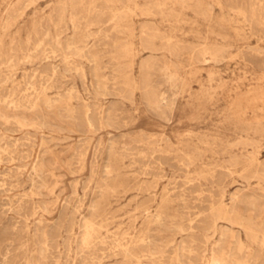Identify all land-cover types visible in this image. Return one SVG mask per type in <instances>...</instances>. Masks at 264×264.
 I'll return each mask as SVG.
<instances>
[{
    "label": "rangeland",
    "instance_id": "1",
    "mask_svg": "<svg viewBox=\"0 0 264 264\" xmlns=\"http://www.w3.org/2000/svg\"><path fill=\"white\" fill-rule=\"evenodd\" d=\"M228 1L95 0L90 12L80 17L72 12L80 0H0V114H16L30 124L5 126L0 119V144L11 146L13 151V157L4 156L0 162V264H97L100 260L99 264H264V248L256 246L258 243L239 225L252 216L264 230V177L255 173L257 164H264V18L260 17L264 11L257 0ZM114 10L119 13L112 22ZM55 21L66 27H54ZM28 38L29 48L34 49L27 58ZM45 49L55 53L44 55ZM47 63L59 69L46 91L54 102L53 110L46 113L41 102L30 111H14L11 103L22 98L30 83H38ZM9 75L14 78L10 80ZM155 91L157 95L165 93L167 100L160 103ZM84 109L91 113L92 127L82 122ZM158 157L162 160H156ZM213 201L224 202L228 215L223 218L214 212L216 218L212 216L209 209ZM91 225L93 229H88ZM84 235L89 238L84 240ZM64 238L70 242L62 241ZM131 238L137 246L133 244L132 254L125 256L118 244L130 243ZM101 240L106 241L101 245ZM67 251L71 252L67 255ZM258 253H262L261 260L255 262L253 256Z\"/></svg>",
    "mask_w": 264,
    "mask_h": 264
},
{
    "label": "bare ground",
    "instance_id": "2",
    "mask_svg": "<svg viewBox=\"0 0 264 264\" xmlns=\"http://www.w3.org/2000/svg\"><path fill=\"white\" fill-rule=\"evenodd\" d=\"M26 1V0H25ZM89 1V0H88ZM100 1V0H99ZM107 1H110V0H107ZM162 1V0H161ZM226 1V0H225ZM228 1V0H227ZM241 1V0H240ZM248 1H250V0H248ZM247 1V2H248ZM252 1V0H251ZM250 1V2H251ZM254 1V0H253ZM262 1H264V0H257L255 3L256 4H259V7L262 9V11H264V2H262ZM74 2V1H73ZM95 2V0H91L90 2H88V3H85L84 1H82V0H80V4H79V6H78V8L76 9V10H74V8H73V11L72 12H74L75 13V11L77 12V14L78 15H80V17H83L84 15H86V14H88L89 12H90V10H91V6L93 5V3ZM118 2V1H117ZM116 2V3H117ZM175 2V1H174ZM182 2V1H181ZM229 2V1H228ZM231 2V1H230ZM239 2V1H238ZM242 2V1H241ZM245 2V1H244ZM25 3V2H24ZM159 3V2H158ZM234 3V2H233ZM236 3H237V0H236ZM240 3V2H239ZM253 3V2H252ZM101 4V3H100ZM199 4V3H198ZM228 4V3H227ZM232 4V3H231ZM248 4H249V2H248ZM98 5V4H97ZM104 5H107V4H104ZM146 5H148V4H146ZM236 5H238V4H236ZM244 5V4H243ZM246 5V4H245ZM23 6V5H22ZM55 6H58V5H55ZM61 6V5H60ZM99 6V5H98ZM101 6V5H100ZM112 6H114V5H112ZM181 6H183V5H181ZM228 6H230V5H228ZM248 6V5H247ZM246 6V7H247ZM253 6V5H252ZM255 6V5H254ZM103 7V6H102ZM101 7V8H102ZM105 7V6H104ZM107 7V6H106ZM105 7V8H106ZM148 7V6H147ZM152 7V6H151ZM241 7H242V4H241ZM240 7V8H241ZM258 7V6H257ZM57 8V7H56ZM59 8V7H58ZM94 8H95V6H94ZM150 8V7H149ZM238 8V7H237ZM248 8V7H247ZM20 9V8H19ZM64 9H66V8H64ZM93 9V8H92ZM107 9V8H106ZM109 9V8H108ZM251 9H252V7H251ZM18 10V9H17ZM59 10H60V8H59ZM120 10V9H119ZM145 10H146V7H145ZM147 10H148V8H147ZM149 10H151V8L149 9ZM197 10V9H196ZM245 10H247V9H245ZM256 10V9H255ZM115 11V10H114ZM131 11V10H130ZM198 11H199V9H198ZM253 11V10H252ZM257 11H260L261 12V10H257ZM57 12V11H56ZM60 12V11H59ZM93 12V11H92ZM92 12L90 13V14H92ZM97 11H95V13H96ZM109 12H112V11H109ZM127 12H128V10H127ZM148 12V11H147ZM249 13L248 14H250V11H248ZM10 13V12H9ZM58 13V12H57ZM62 13V12H61ZM117 13H119V12H117V11H115L113 14L111 13L110 15H112V16H110L111 17V19H112V22H113V20L116 18V16H117ZM132 13V12H131ZM239 13H240V11H239ZM259 12H257V14H258ZM13 14V13H12ZM51 14H53L52 12H51ZM56 14V13H55ZM59 14V13H58ZM107 14H108V12H107ZM121 14H124V13H121ZM254 14H255V11H254ZM261 14V13H260ZM14 15V14H13ZM98 15V14H97ZM109 15V14H108ZM132 15V14H131ZM51 16V15H50ZM56 16V15H55ZM70 16V15H69ZM121 16V15H120ZM60 17H61V15H60ZM79 17V18H80ZM86 17V16H85ZM90 17V16H89ZM88 17V18H89ZM95 17V16H94ZM102 17H103V15H102ZM208 17V16H207ZM247 17V16H246ZM250 17H252V15L250 16ZM261 18H264V15H262V16H260ZM7 18V17H6ZM8 18H10V17H8ZM93 18V17H92ZM95 18H97V17H95ZM99 18V17H98ZM100 18H101V16H100ZM55 19H56V17H55ZM81 19H83V18H81ZM91 19V18H90ZM107 19H109V18H107ZM120 19H121V17H120ZM248 19V18H247ZM257 19H260V18H257ZM58 20V19H57ZM78 20V19H77ZM97 20V19H96ZM101 20V19H100ZM116 20H118V19H116ZM251 20V19H250ZM261 20V19H260ZM59 21V20H58ZM102 21H103V19H102ZM107 21V20H106ZM252 21V20H251ZM256 21V20H255ZM262 22H264V20H261ZM73 22V21H72ZM261 22V23H262ZM5 23V22H4ZM49 23V22H48ZM78 23H80V22H78ZM87 23V22H86ZM110 23H111V21H110ZM260 23V22H259ZM60 24V25H59ZM92 24V23H91ZM146 24V23H145ZM43 25V24H42ZM251 25V24H250ZM261 25V24H260ZM260 25H259V27H260ZM49 26V25H48ZM77 26V25H76ZM84 26V25H83ZM110 26V25H109ZM146 26V25H145ZM256 26V25H255ZM258 26V25H257ZM54 27H56V28H58V27H60V28H65L66 26L64 25V24H62V23H56V21L54 22ZM75 27V26H74ZM104 27V26H103ZM105 27H107V26H105ZM262 28H264V27H262ZM2 29V28H1ZM59 29V28H58ZM55 30V29H54ZM103 30V29H102ZM108 30V29H107ZM78 31V30H77ZM148 32V31H147ZM58 33H59V31H58ZM98 35V34H97ZM110 35V34H109ZM148 37V36H147ZM262 37H264V36H262ZM52 38V37H51ZM101 39H103V38H101ZM58 40V39H57ZM26 41V40H25ZM31 39L30 38H28L27 39V45H26V51H28L27 53L28 54H25L24 53V56L25 57H30L31 56V51L34 49L33 47H31V48H29L30 47V45H31ZM57 42H59V41H57ZM50 43V42H49ZM67 43V42H66ZM68 44V43H67ZM56 45V44H55ZM151 45H152V43H151ZM202 45V44H201ZM14 46V45H13ZM68 46V45H67ZM83 47V46H82ZM81 47V48H82ZM169 47V46H168ZM217 47V46H216ZM215 47V48H216ZM35 48H38V46L37 47H35ZM54 48V47H53ZM65 48H66V46H65ZM196 48V47H195ZM225 48V47H224ZM48 49H50V48H48ZM48 49H45L44 50V55L46 54V52H47V50ZM59 48H57V50H58ZM194 49V48H193ZM219 49H220V51H221V48L219 47ZM223 49V48H222ZM56 50V51H57ZM69 50V49H68ZM71 50V49H70ZM190 50H192V49H190ZM197 50H199V49H197ZM25 51V50H24ZM61 51H62V49H61ZM88 51V50H87ZM162 51H164V50H162ZM58 52V51H57ZM76 52V51H75ZM197 52V51H196ZM260 52V51H259ZM15 53V52H14ZM48 53H55V51L53 50V49H51V50H49L48 52H47V54ZM60 53V52H59ZM170 53V52H169ZM215 53H217V52H215ZM12 54H13V52H12ZM224 54V53H223ZM258 54V53H257ZM14 55V54H13ZM44 55H42L43 57H44ZM58 55V54H57ZM61 55V53L59 54V56ZM79 55H81V54H78L77 56H79ZM198 55V54H197ZM201 55V54H200ZM2 55H1V53H0V57H1ZM48 56V55H47ZM63 56V55H62ZM76 56V57H77ZM152 55H150L149 56V58H152L151 57ZM224 56V55H223ZM68 57V56H67ZM72 57V56H71ZM75 57V56H74ZM209 57V56H208ZM216 57V56H215ZM218 57V56H217ZM65 58V57H64ZM69 58V57H68ZM42 59V58H41ZM215 59V58H214ZM217 59V58H216ZM17 60V56H16V59H15V61ZM42 60H44V59H42ZM212 60V59H211ZM66 61V60H65ZM74 61V60H73ZM93 61V60H92ZM95 61V60H94ZM29 62V61H28ZM27 62V63H28ZM33 62V61H32ZM36 62V61H35ZM34 62V63H35ZM42 62V61H41ZM63 62V64H64V60L62 61ZM68 62V61H67ZM171 62V61H170ZM141 63V62H140ZM139 63V64H140ZM16 64V63H15ZM33 64V63H32ZM72 64H73V62H72ZM75 64V63H74ZM156 64V63H155ZM154 64V65H155ZM13 65V64H12ZM47 65L48 66H44V67H46L45 69H44V73L45 74H40V78H39V80H38V83H37V81H35V82H32V83H30V85H29V87H27V88H25V90H24V92H23V96H22V98L19 100L18 99V102H16V103H11L12 104V108H13V110L14 111H17L18 109H23V110H28V111H30V110H32V109H34L35 107H37L41 102H42V104H43V107H44V110H45V112L46 113H49V112H51L52 110H53V108H54V106H53V103L54 102H52V100H51V98H49L48 97V95L46 94V91H47V89H49V87H50V83L48 82V81H54L53 79L55 78V75H56V73H57V71L59 70L58 68V70L56 71V69H55V67L53 66L52 67V65H51V63H47ZM51 65V66H50ZM67 65V64H66ZM65 65V66H66ZM70 65V64H69ZM97 65V64H96ZM77 66V65H76ZM44 67H42V68H44ZM69 67V66H68ZM68 67H66L67 68V71H68ZM75 67V66H74ZM93 67V66H92ZM114 67V66H113ZM72 68V67H71ZM102 68V67H101ZM142 68V67H141ZM65 69V68H64ZM79 69V68H78ZM80 69H81V67H80ZM99 69V68H98ZM73 70V69H72ZM75 70H77V69H75ZM151 70V69H150ZM5 71V70H4ZM10 71H12V70H10ZM32 71V69H30V71L29 72H31ZM42 71V70H41ZM66 71V70H65ZM83 71V70H82ZM142 71H143V69H142ZM142 71H141V73H142ZM149 71V70H148ZM69 72V71H68ZM59 73V72H58ZM57 73V74H58ZM81 73V72H80ZM84 73V72H83ZM97 73V72H96ZM149 73V72H148ZM14 74V73H13ZM12 74V75H13ZM15 74H17V73H15ZM14 74V75H15ZM32 74V73H31ZM36 74V73H35ZM94 74V73H93ZM113 74V73H112ZM3 75V74H2ZM6 75H8V73L6 74ZM12 75H9V77L8 78H10V80H12L14 77L12 76ZM38 75V74H37ZM85 75V74H84ZM26 76V75H25ZM24 76V77H25ZM97 76V75H96ZM4 77V76H3ZM37 77V76H36ZM98 77V76H97ZM107 77V76H106ZM115 77V76H114ZM86 78V77H85ZM111 78V77H110ZM149 78V77H148ZM24 79H28V78H24ZM59 79V78H58ZM94 79V78H93ZM180 79V78H179ZM2 80V79H1ZM34 80V79H33ZM36 80V79H35ZM97 81H98V79H96ZM103 79H101V81H102ZM146 80H148V79H146ZM151 80V79H150ZM3 81H4V79H3ZM96 81V82H97ZM141 81H142V79H141ZM149 81V80H148ZM2 82V81H1ZM26 82V81H25ZM151 82V81H150ZM27 83V82H26ZM49 83V84H48ZM105 83V82H104ZM47 84V85H46ZM58 84V83H57ZM98 84V83H97ZM148 84V83H147ZM19 85V84H18ZM23 85V84H22ZM27 85H28V83H27ZM64 85V84H63ZM100 85V84H99ZM98 85V86H99ZM152 85V84H151ZM14 86V85H13ZM53 86V85H52ZM98 86H97V88H98ZM102 86V85H101ZM8 87V86H7ZM19 87H20V85H19ZM22 87V86H21ZM20 87V88H21ZM64 87V86H63ZM90 87H92V86H90ZM100 87V86H99ZM114 87V86H113ZM1 88V87H0ZM12 88V87H11ZM57 88V87H56ZM101 88V87H100ZM99 88V89H100ZM151 88V90H152V87H150ZM7 89V88H6ZM86 89V88H85ZM111 89V88H110ZM4 90V89H3ZM2 90V91H3ZM14 90V89H13ZM54 90V89H53ZM57 90V89H56ZM60 90H61V88H60ZM102 90V89H101ZM106 90H107V88H106ZM149 89H147V91H148ZM153 90H154V88H153ZM156 90V89H155ZM1 91V90H0ZM20 91V90H19ZM109 91V90H108ZM143 91V90H142ZM4 92V91H3ZM3 92H1V93H3ZM7 92H8V89H7ZM10 92H12V91H10ZM74 92V91H73ZM72 92V93H73ZM76 92V91H75ZM111 92V91H110ZM113 92V91H112ZM145 92V91H144ZM156 92L157 91H155V94H156ZM13 93V92H12ZM15 93V92H14ZM114 93V92H113ZM146 93V92H145ZM8 95H11V94H9V93H7ZM58 94V93H57ZM69 94V93H68ZM76 94V93H75ZM94 94H96V92L94 93ZM2 95V94H1ZM4 95V94H3ZM20 95H22V94H20ZM63 95V94H62ZM61 95V96H62ZM79 95V94H78ZM96 95H100V94H96ZM102 95V94H101ZM111 95V94H110ZM115 95V94H114ZM157 95V94H156ZM5 96H6V94H5ZM59 96H60V94H59ZM67 96V95H66ZM75 96V95H74ZM109 96V95H108ZM11 97V96H10ZM20 97V96H19ZM80 97V96H79ZM82 97V96H81ZM117 97V96H116ZM119 97V96H118ZM157 98H158V100H159V102L160 103H163V102H165L166 100H167V97L165 96V93L163 94V93H161V94H158L157 96H156ZM2 98V97H1ZM0 98V99H1ZM76 98V97H75ZM8 99V98H7ZM172 99V98H171ZM6 100V99H5ZM53 100H54V98H53ZM144 100V99H143ZM71 101V100H70ZM70 101H68V102H70ZM76 101V100H75ZM82 101V100H81ZM145 101V100H144ZM151 101V100H150ZM170 101V100H169ZM1 102V101H0ZM2 102H3V100H2ZM8 102H9V100H8ZM78 103V102H77ZM146 103H147V101H146ZM145 103V104H146ZM9 104V103H8ZM158 104V103H157ZM84 105V104H83ZM146 105H148V104H146ZM162 105V104H161ZM86 106V105H85ZM84 106V107H85ZM110 106V105H109ZM149 106H150V104H149ZM4 107H5V104H4ZM81 106H79V108H80ZM83 107V108H84ZM93 107H95V106H93ZM97 107V106H96ZM150 107H152V106H150ZM150 107H148V108H150ZM157 107V106H156ZM164 107H165V105H164ZM7 108H10V106H8ZM82 108V107H81ZM82 108V109H83ZM152 108H155V106H153ZM152 108H150V110L152 109ZM160 108V107H159ZM96 108H94L93 110H95ZM113 109V108H112ZM163 109V108H162ZM161 108H160V110L161 111H163ZM26 110H25V112H26ZM81 110V109H80ZM85 110V111H84ZM84 110H82V114H83V118H82V122L85 124V125H87V126H89V127H92L93 126V118H92V116H91V113L89 112V109H84ZM91 110V109H90ZM107 110V109H106ZM155 110V109H154ZM261 110V109H260ZM61 111H64V110H61ZM77 112V111H76ZM110 112V111H109ZM157 112V111H156ZM63 113V112H62ZM80 113V112H79ZM99 113V112H98ZM100 113H102V112H100ZM120 113V112H119ZM163 113V112H162ZM65 114H67L66 112H65ZM97 114V113H96ZM155 114V113H154ZM67 115H69V113L67 114ZM108 115H110V113L108 114ZM106 116V115H105ZM123 116V115H122ZM122 116H121V118H122ZM157 116V115H156ZM107 117V116H106ZM110 117V116H109ZM70 118V117H69ZM71 118H73V116L71 117ZM105 118V117H104ZM112 118V117H111ZM110 118V119H111ZM168 118V117H167ZM261 118V117H260ZM0 119H2V121H3V124L5 123V126H6V124L8 125L9 124V126L11 125V124H14V125H16L17 127H20V128H22V127H25V126H27V125H30V124H26V120H25V117H23V118H21V117H18L16 114L15 115H9V114H0ZM102 119V118H101ZM255 119H258V118H255ZM106 120H108V119H106ZM117 120V119H116ZM120 120V119H119ZM262 120V119H261ZM2 121H0V122H2ZM257 121H259V120H257ZM108 122V121H107ZM109 122H110V120H109ZM112 123V122H111ZM110 123V125H112ZM118 125V124H117ZM41 126H43V124L41 125ZM15 127V126H14ZM119 127V126H118ZM13 128V127H12ZM120 129V128H119ZM4 130V129H3ZM11 130V129H10ZM15 130H17L16 128H15ZM8 131H9V127H8ZM13 131V130H12ZM81 131V130H80ZM79 131V132H80ZM11 132V131H10ZM14 132V131H13ZM18 132H20V131H18ZM83 132V131H82ZM0 133H1V131H0ZM25 134H27V133H25ZM41 135V134H40ZM23 136V135H22ZM25 136V135H24ZM27 136V135H26ZM36 136V135H35ZM9 137V136H8ZM113 137V136H112ZM21 139V138H20ZM26 139V138H25ZM28 139H30V138H28ZM85 139V138H84ZM10 140V139H9ZM8 140V141H9ZM32 140H34V139H32ZM137 140V139H136ZM4 141V140H3ZM2 142V141H1ZM16 142V141H15ZM27 142V141H26ZM33 142V141H32ZM34 142H35V140H34ZM129 142V141H128ZM19 143H21V141H19ZM160 143V142H159ZM24 144V143H23ZM28 144H29V142H28ZM27 144V145H28ZM245 144V143H244ZM9 145H10V143H9ZM16 144H14V146H15ZM19 145V144H18ZM27 145H25V146H27ZM35 145V144H34ZM41 145V144H40ZM158 145V144H157ZM21 146H23V145H21ZM20 146V147H21ZM81 146V145H80ZM11 147V146H10ZM8 145H4V144H0V162H1V160H3V158H4V156H9V157H13V151L11 150V148H10ZM130 147V146H129ZM15 148V147H14ZM149 148V147H148ZM112 149V148H111ZM154 149V148H153ZM31 150V149H30ZM33 150V149H32ZM31 150V151H32ZM152 150V149H151ZM156 150H158V149H156ZM87 151V150H86ZM112 151L114 152V150L112 149ZM148 151H150V150H148ZM159 151H160V149H159ZM44 152V151H43ZM151 152V151H150ZM45 153H46V151H45ZM79 153V152H78ZM78 153H76V154H78ZM97 153V152H96ZM112 153V152H111ZM25 154V153H24ZM154 154V153H153ZM168 154H169V152H168ZM247 154H249V153H247ZM84 155V154H83ZM114 155H116V154H114ZM121 155V154H120ZM124 155V154H123ZM157 155V154H156ZM161 155V154H160ZM159 155V156H160ZM163 155V154H162ZM171 155H172V153H171ZM185 155V154H184ZM74 156V155H73ZM170 156V155H169ZM240 156H241V154H240ZM239 156V157H240ZM43 157V156H42ZM77 157V156H76ZM152 157V156H151ZM153 157H154V155H153ZM165 157H166V155H165ZM164 157V158H165ZM172 157V156H171ZM181 157V156H180ZM25 158V157H24ZM74 158V157H73ZM160 157H158V158H156V160L157 159H159ZM162 158V157H161ZM160 158V159H161ZM249 158V157H248ZM7 159H9L8 157H7ZM20 159H22V158H20ZM25 159H28V158H25ZM43 159V158H42ZM59 159V158H58ZM159 159V160H160ZM179 159H181V158H179ZM182 159H185V158H183L182 157ZM236 159V158H235ZM10 160V159H9ZM11 160H12V158H11ZM60 160V159H59ZM151 161H152V159H150ZM154 160V159H153ZM162 160V159H161ZM165 160V159H164ZM168 160V159H167ZM234 160V159H233ZM15 161V160H14ZM23 162H25L24 160H22ZM147 161H149L148 159H147ZM181 161V160H180ZM190 161V160H189ZM231 161V160H230ZM237 161V160H236ZM238 161H239V159H238ZM9 162V161H8ZM13 162V161H12ZM157 162V161H156ZM155 162V163H156ZM163 162V161H162ZM166 162V161H165ZM186 162V161H185ZM13 163H16V162H13ZM17 163H20V162H17ZM16 163V164H17ZM149 163V162H148ZM152 163V162H151ZM160 163V162H159ZM180 163V162H179ZM158 164V163H157ZM230 164V163H229ZM110 165V164H109ZM187 165V164H186ZM189 165V164H188ZM231 165V164H230ZM23 166V165H22ZM108 166V165H107ZM155 166V165H154ZM162 166V165H161ZM182 166V165H181ZM190 166V165H189ZM192 166V165H191ZM236 166V165H235ZM234 166V167H235ZM21 167V166H20ZM135 167V166H134ZM132 168V167H131ZM148 168V167H147ZM154 168V167H153ZM17 169V168H16ZM32 169V168H31ZM96 169V168H95ZM208 169V168H207ZM15 170V169H14ZM19 170V169H18ZM144 170V169H143ZM148 170V169H147ZM188 170V169H187ZM233 170V169H232ZM256 170H257V172L255 171V173H258L260 176H262V177H264V164H257V166H256ZM24 171V170H23ZM26 171V170H25ZM41 171V170H40ZM144 171H146V170H144ZM149 171H151V170H149ZM152 171H153V169H152ZM160 171V170H159ZM214 171V170H213ZM15 172V171H14ZM19 172V171H18ZM109 172H112L111 170L109 171ZM108 172V173H109ZM148 172V171H147ZM156 172H158V171H156ZM228 172V171H227ZM246 172V171H245ZM11 173V172H10ZM71 173V172H70ZM115 173V172H114ZM146 173V172H145ZM150 173V172H149ZM161 173V172H160ZM164 173V172H163ZM15 174H16V172H15ZM148 174V173H147ZM155 174V173H154ZM201 174V173H200ZM209 174V173H208ZM207 174V175H208ZM250 175H251V173H249ZM144 175V174H143ZM159 175V174H158ZM204 175V174H203ZM243 175H244V173H243ZM256 175V174H255ZM22 176V175H21ZM155 176H157V175H155ZM162 176V175H161ZM161 176H159L160 178H161ZM164 176V175H163ZM206 176V175H205ZM258 176V175H257ZM256 176V177H257ZM15 177H17V176H15ZM29 177V176H28ZM147 177V176H146ZM202 177H204V176H202ZM251 177H254V176H252L251 175ZM4 178V177H3ZM30 178V177H29ZM117 178V177H116ZM159 178V179H160ZM192 178V177H191ZM220 178V177H219ZM258 178H259V176H258ZM157 179V178H156ZM158 179V180H159ZM194 179V178H193ZM196 179V178H195ZM221 179V178H220ZM155 180V179H154ZM174 180V179H173ZM188 180V179H187ZM260 180V179H259ZM160 181V180H159ZM261 181V180H260ZM152 182V181H151ZM150 182V183H151ZM158 182V181H157ZM220 182V181H219ZM222 182V181H221ZM246 182H247V180H246ZM262 182H264V181H262ZM160 183V182H159ZM179 183V182H178ZM198 183V182H197ZM218 182H216V184H217ZM147 184V183H146ZM214 184V183H213ZM15 185V184H14ZM103 185V184H102ZM106 185V184H105ZM108 185V184H107ZM110 185V184H109ZM162 185V184H161ZM193 186H194V184H192ZM191 185V187H189V188H193V186ZM218 185H219V183H218ZM30 186H32V185H30ZM40 186V185H39ZM101 186V185H100ZM112 186H114V184H112ZM140 186V185H139ZM6 187V186H5ZM101 187H103V186H101ZM146 187V186H145ZM195 187V186H194ZM109 188V187H108ZM132 188H134V187H132ZM157 188H160V187H157ZM167 188V187H166ZM170 188V187H169ZM178 188V187H177ZM218 188V187H217ZM38 189H40V188H38ZM103 189V188H102ZM107 189V188H106ZM110 189V188H109ZM168 189V188H167ZM221 188H219V190H220ZM224 189V188H223ZM138 190V189H137ZM158 190V189H157ZM156 190V191H157ZM160 190V189H159ZM171 190V189H170ZM195 190V189H194ZM5 191V190H4ZM31 191V190H30ZM39 191V190H38ZM107 191V190H106ZM110 191V190H109ZM108 191V192H109ZM136 191V190H135ZM177 191V190H176ZM240 191V190H239ZM40 192V191H39ZM104 192V191H103ZM103 192H102V195H103ZM111 192H114V191H111ZM148 192V191H147ZM150 192V191H149ZM158 192V191H157ZM196 192V191H195ZM221 192H223V191H221L220 190V193ZM31 193V192H30ZM29 193V194H30ZM74 193H75V191H74ZM101 193V192H100ZM171 193V192H170ZM214 193V192H213ZM33 194V193H32ZM107 194V193H106ZM105 194V195H106ZM158 194V193H157ZM174 194V193H173ZM177 194V193H176ZM204 194V193H203ZM26 195V194H25ZM86 195V194H85ZM104 195V196H105ZM172 195V194H171ZM179 195V194H178ZM181 195V194H180ZM197 195V194H196ZM219 194H217V196H218ZM233 195V194H232ZM241 195V194H240ZM17 196V195H16ZM20 196H21V194H20ZM24 196V195H23ZM44 196V195H43ZM107 196V195H106ZM158 196V195H157ZM169 197H170V194L168 195ZM192 196V195H191ZM213 196V195H212ZM221 196V195H220ZM27 197V196H26ZM46 197V196H45ZM48 197V196H47ZM71 197V196H70ZM160 197V196H159ZM172 197V196H171ZM175 197V196H174ZM232 197V196H231ZM238 197H239V194H238ZM241 197V196H240ZM243 197V196H242ZM13 198V197H12ZM25 198V197H24ZM23 198V199H24ZM68 198V197H67ZM166 198V197H165ZM168 198V197H167ZM179 198H180V196H179ZM245 198H247V197H245ZM244 198V199H245ZM26 199V198H25ZM84 199V198H83ZM182 199H184V198H182ZM181 199V200H182ZM190 199V198H189ZM220 199V198H219ZM232 199V198H231ZM254 198H252L251 200H253ZM12 200V199H11ZM175 200V199H174ZM217 200V199H216ZM221 200V199H220ZM235 200V199H234ZM250 200V199H249ZM28 201V200H27ZM30 201H32V199L30 200ZM42 201V200H41ZM53 201V200H52ZM170 201V200H169ZM173 201V200H172ZM171 201V202H172ZM176 201V200H175ZM179 201V200H178ZM236 201H237V199H236ZM241 201V200H240ZM243 202H245V201H247V200H242ZM254 202L255 201H257V200H253ZM8 202V201H7ZM12 202V201H11ZM15 202V201H14ZM19 202H21L20 200H19ZM37 202V201H36ZM154 202H156V198H155V201ZM170 202V203H171ZM174 202V201H173ZM185 202V201H184ZM214 202V201H213ZM232 202H233V200H232ZM10 203V202H9ZM13 203V202H12ZM32 203V202H31ZM83 203V202H82ZM234 203V202H233ZM238 203V202H237ZM247 203V202H246ZM248 203H249V201H248ZM22 204V203H21ZM43 204V203H42ZM96 204V203H95ZM95 204H93V205H95ZM185 204V203H184ZM207 204V203H206ZM241 204V203H240ZM245 204V203H244ZM252 204V203H251ZM18 205H19V203H18ZM44 205V204H43ZM46 205V204H45ZM154 205V204H153ZM233 205V204H232ZM246 205H248V204H246ZM254 205V204H253ZM3 206V205H2ZM36 206H37V204H36ZM80 206H82V204L80 205ZM97 206V205H96ZM6 207V206H5ZM14 207V206H13ZM17 207V206H16ZM19 207L20 206H18V209H19ZM31 207V206H30ZM29 207V208H30ZM43 207V206H42ZM45 207V206H44ZM149 207V206H148ZM148 207H146V209H148ZM233 206H231V208H232ZM251 207H253V206H251ZM255 207V206H254ZM7 208H9L8 206H7ZM11 208V207H10ZM15 208V207H14ZM24 208V207H23ZM27 208V207H26ZM26 208H24V209H26ZM33 207H31V209H32ZM74 208V207H73ZM90 208H92V207H90ZM136 208V207H135ZM201 208V207H200ZM199 208V209H200ZM207 208V207H206ZM208 208H209V206H208ZM230 208V209H231ZM234 208V207H233ZM232 208V209H233ZM6 209V208H5ZM11 209H13V208H11ZM17 209V210H18ZM22 209V208H21ZM31 209H29V211L31 210ZM45 209V208H44ZM56 209H57V207H56ZM55 209V210H56ZM95 209H98L99 210V208H95ZM145 208L144 209H142V211H144V210H146ZM202 209V208H201ZM200 209V210H201ZM28 210V209H27ZM33 210V209H32ZM74 210H76V209H74ZM81 210V209H80ZM92 210H94V209H92ZM2 211H4V209L2 210ZM20 211V210H19ZM28 211V212H29ZM46 211V210H45ZM72 211V210H71ZM104 211V210H103ZM155 211H156V209H155ZM158 211V210H157ZM203 211V210H202ZM209 211L211 212V215L212 216H214V212H216L219 216H223V218H224V216H226V215H228V208H227V205L224 203V202H222V201H220L219 203H212L211 205H210V209H209ZM208 211V212H209ZM6 212V211H5ZM10 213H11V211H9ZM13 212V211H12ZM16 212V211H15ZM14 212V213H15ZM34 212V211H33ZM32 212V213H33ZM50 212V211H49ZM48 212V213H49ZM100 212V211H99ZM102 212V211H101ZM148 212V211H147ZM146 212V213H147ZM162 212V211H161ZM176 212V211H175ZM232 212H233V210H232ZM232 212H230V213H232ZM7 213V212H6ZM17 213V212H16ZM23 213V212H22ZM25 213V212H24ZM23 213V214H24ZM31 213V212H30ZM55 213V212H54ZM96 213V212H95ZM95 213H93L92 215H94ZM145 213V212H144ZM146 213H145V215H146ZM149 213V212H148ZM163 213H165V212H163ZM207 213V212H206ZM8 214V213H7ZM13 214V213H12ZM33 214H35V212L33 213ZM43 214V213H42ZM47 214V213H46ZM70 214V213H69ZM89 214V213H88ZM91 214V213H90ZM203 214H205V212L203 213ZM2 215V214H1ZM4 215V214H3ZM27 215V214H26ZM96 215V214H95ZM144 215V216H145ZM200 215V214H199ZM199 215H196V217L197 216H199ZM5 216V215H4ZM17 216V215H16ZM31 216V215H30ZM52 216V215H51ZM72 216V215H71ZM75 216V215H74ZM90 216V215H89ZM98 216V215H97ZM102 216H104V215H102ZM156 216V215H155ZM189 216H190V214H189ZM236 216H237V214H236ZM6 217V216H5ZM13 217V216H12ZM28 217V216H27ZM61 217H63L62 215H61ZM70 217V216H69ZM73 217V216H72ZM88 217V216H87ZM171 217V216H170ZM202 217V216H201ZM215 217V216H214ZM229 217V216H228ZM9 218V217H8ZM11 218V217H10ZM58 218H60V217H58ZM74 218V217H73ZM90 218V217H89ZM92 218V217H91ZM90 218V219H91ZM98 218V217H97ZM103 218V217H102ZM124 218V217H123ZM206 218H207V216H206ZM216 218V217H215ZM236 218H238V216L236 217ZM240 218V217H239ZM239 218H238V220H239ZM32 219V218H31ZM71 219V218H70ZM69 219V220H70ZM135 219V218H134ZM154 219V218H153ZM152 219V220H153ZM165 219H167V218H165ZM198 219V218H197ZM199 219H201V218H199ZM205 219V218H204ZM241 220H242V218H240ZM11 220H13V219H11ZM26 220V219H25ZM56 220H58V219H56ZM56 220H54V221H56ZM72 220V219H71ZM74 220V219H73ZM83 220H86L85 218H83L82 219V222H83ZM93 220H95V219H93ZM102 220V219H101ZM219 220V219H218ZM232 220V219H231ZM234 220V219H233ZM6 221H7V219H6ZM5 221V222H6ZM10 221V220H9ZM8 221V222H9ZM14 222L16 221V220H13ZM18 221V220H17ZM22 221V220H21ZM30 221V220H29ZM42 221V220H41ZM53 221V222H54ZM87 221H89V220H87ZM87 221H84V223L85 222H87ZM103 221V220H102ZM196 221V220H195ZM199 221V220H198ZM210 221V220H209ZM216 221V220H215ZM214 221V222H215ZM235 221V220H234ZM57 222V221H56ZM73 222V221H72ZM90 222V221H89ZM88 222V223H89ZM188 222H190V221H188ZM192 222V221H191ZM204 222V221H203ZM212 222V221H211ZM210 222V223H211ZM231 222V221H230ZM256 221H255V218L254 217H252V216H250L248 219L247 218H245V220H243L242 222H239V225L241 226V227H243V229L245 230V233H246V235L251 239V240H253V241H255V242H257L258 243V245L257 244H255L256 246H259L261 249L262 248H264V230H260V228L258 227V225L255 223ZM4 223V222H3ZM23 223V222H22ZM58 223V222H57ZM67 223V222H66ZM70 223V222H69ZM69 223L67 224V225H69ZM97 223V222H96ZM99 223V222H98ZM102 223V222H101ZM101 223H99V224H101ZM159 223V222H158ZM158 223H156V224H158ZM161 223V222H160ZM199 224H200V222H198ZM262 223V222H261ZM12 224V223H11ZM71 224V223H70ZM94 224V223H93ZM105 224V223H104ZM170 224V223H169ZM175 224V223H174ZM193 224V223H192ZM203 224H205V223H203ZM2 225V224H1ZM8 224H6V226H7ZM23 225V224H22ZM26 225V224H25ZM53 225V224H52ZM96 225V224H95ZM94 225V226H95ZM162 225V224H161ZM179 225V224H178ZM182 225V224H181ZM181 225H179L180 227H181ZM195 225V224H194ZM198 225V224H197ZM206 225V224H205ZM212 225H213V222H212ZM215 225V224H214ZM14 226V225H13ZM72 226V225H71ZM82 227H83V225H81ZM88 226V225H87ZM87 226H86V228H87ZM92 226V225H91ZM163 226V225H162ZM166 226H168V225H166ZM169 226H171V225H169ZM201 226H202V224H201ZM200 226V227H201ZM262 226H264V225H262ZM5 226H3L2 225V228H4ZM9 227H11V226H9ZM18 227V226H17ZM22 227V226H21ZM25 227V226H24ZM43 227V226H42ZM50 227H52V226H50ZM57 227H58V225H57ZM84 227H85V224H84ZM98 227H100V226H98ZM120 227V226H119ZM209 227V226H208ZM207 227V228H208ZM211 227H213V226H211ZM225 227V226H224ZM240 227V228H241ZM8 228V227H7ZM40 228V227H39ZM49 228V227H48ZM60 228V227H59ZM89 228H91V229H93V226L92 227H88V229ZM189 228V227H188ZM196 228H197V226H196ZM204 228V227H203ZM226 228V227H225ZM12 229H13V227H12ZM11 229V230H12ZM16 229H18V228H16ZM28 229V228H27ZM61 229V228H60ZM69 229V228H68ZM87 229V230H88ZM97 229V228H96ZM100 229V228H99ZM98 229V230H99ZM118 229V228H117ZM168 229V228H167ZM170 229V228H169ZM175 229V228H174ZM183 229H186V228H183ZM199 229V228H198ZM205 229V228H204ZM2 230V229H1ZM20 230H22L21 228H20ZM19 230V231H20ZM41 230H43V229H40V231ZM65 230V229H64ZM71 230V229H70ZM69 230V231H70ZM84 230V229H83ZM82 230V231H83ZM115 230V229H114ZM158 230V229H157ZM189 230H194V229H189ZM200 230V229H199ZM207 230V229H206ZM205 230V231H206ZM210 230V229H209ZM229 230V229H228ZM243 230V231H244ZM8 231V230H7ZM23 231V230H22ZM27 231V230H26ZM28 231H29V229H28ZM49 231V232H48ZM47 232L48 233H50V230H48ZM68 231V232H69ZM72 231H73V229H72ZM90 231V230H89ZM94 231V230H93ZM146 231H148L147 229H146ZM186 231H187V229H186ZM65 232V231H64ZM67 232V231H66ZM65 232V233H66ZM100 232V231H99ZM141 232H143L142 230H141ZM189 232V231H188ZM207 232V231H206ZM209 232V231H208ZM224 232H225V230H224ZM4 233V232H3ZM6 233V232H5ZM4 233V234H5ZM10 233V232H9ZM13 233V232H12ZM27 233V232H26ZM39 233V232H38ZM37 233V234H38ZM60 233V232H59ZM85 233H86V231H85ZM89 233V232H88ZM87 233V234H88ZM181 233V232H180ZM226 233V232H225ZM15 234H16V232H15ZM25 234V233H24ZM41 234H42V232H41ZM44 234V233H43ZM45 234H47V233H45ZM81 234H83V233H81ZM80 234V235H81ZM94 234H96V233H94ZM142 234V233H141ZM144 234V233H143ZM196 234V233H195ZM223 234V233H222ZM3 235V234H2ZM2 235H0V236H2ZM5 235H7V234H5ZM52 235V234H51ZM71 235V234H70ZM70 235H68V236H70ZM120 235V234H119ZM125 235V234H124ZM123 235V236H124ZM140 234H138L137 236H139ZM224 235V234H223ZM7 236H9V235H7ZM13 236V235H12ZM18 236V235H17ZM25 236H26V234H25ZM41 236V235H40ZM50 236V235H49ZM87 236V235H86ZM97 236V235H96ZM95 236V237H96ZM143 236V235H142ZM153 236V235H152ZM196 236V235H195ZM198 236V235H197ZM200 236H201V234H200ZM199 236V237H200ZM22 237V236H21ZM82 237V236H81ZM84 237H85V235H84ZM106 237V236H105ZM108 237V236H107ZM113 237V236H112ZM134 236L132 235V238H133ZM140 237V236H139ZM186 237H188V236H186ZM193 237V236H192ZM198 237V238H199ZM205 237V236H204ZM209 237V236H208ZM235 237V236H234ZM233 237V238H234ZM5 238V237H4ZM3 238V239H4ZM32 238V237H31ZM44 238V237H43ZM87 238H89V235H88V237H85V238H83L84 240L85 239H87ZM90 238H92V236H90ZM121 238H122V235H121ZM132 238H131V240H132ZM138 238V237H137ZM152 238H155V237H152ZM196 238V237H195ZM201 238H203V236L202 237H200L199 239H201ZM224 238H225V235H224ZM14 239V238H13ZM36 239V238H35ZM39 239H40V237H39ZM54 239V238H53ZM56 240H58L57 238H55ZM54 239V240H55ZM79 239V238H78ZM82 239V238H81ZM101 239V238H100ZM108 239V238H107ZM117 239V238H116ZM186 239V238H185ZM184 239V240H185ZM192 239V238H191ZM197 239V238H196ZM227 239V238H226ZM235 239V238H234ZM17 240V239H16ZM42 240V239H41ZM55 240V241H56ZM80 240V239H79ZM95 240V239H94ZM121 240V239H120ZM124 240V239H123ZM126 240V239H125ZM130 240V243H127V244H125V242H124V244H121L122 242H120L119 244H118V242H117V244H118V246H120L121 248L120 249H122L123 251H124V255L125 256H128V255H131L132 254V252H131V249H130V247H132V249H133V247L134 246H132L134 243H136V241H134V240H132L131 241ZM142 240V239H141ZM147 240H149L148 238H147ZM153 240V239H152ZM190 240V239H189ZM224 240V239H223ZM232 240V239H231ZM3 241V240H2ZM21 241V240H20ZM20 241H19V243H20ZM24 241V240H23ZM26 241V240H25ZM37 241V240H36ZM55 241L53 242V243H55ZM62 241H67V243H69L70 241H68V240H65V238L62 240ZM74 241V240H73ZM81 241V240H80ZM87 241V240H86ZM85 241V242H86ZM102 241H106V240H101V242ZM114 241H115V239H114ZM113 241V242H114ZM119 241V240H118ZM134 241V242H133ZM143 241V240H142ZM146 241V240H145ZM154 241H155V239H154ZM187 241V240H186ZM192 241V240H191ZM194 241H196V240H194ZM202 241V240H201ZM30 242V241H29ZM44 242H47V241H44ZM91 242V241H90ZM95 242V241H94ZM100 242V241H99ZM128 242V241H127ZM144 242V241H143ZM189 242V241H188ZM205 242V241H204ZM209 242V241H208ZM225 242V241H224ZM234 242H236V241H234ZM6 243H7V241H6ZM9 243V242H8ZM66 243V242H65ZM66 243V244H67ZM83 243H84V241H83ZM82 243V244H83ZM112 243V242H111ZM141 243V242H140ZM139 243V244H140ZM149 243V242H148ZM151 243V242H150ZM184 243V242H183ZM195 243V242H194ZM198 243H200V242H198ZM198 243H197V245H198ZM4 244V243H3ZM13 244V243H12ZM25 244V243H24ZM38 244V243H37ZM45 244V243H44ZM47 244V243H46ZM45 244V245H46ZM63 244H64V242H63ZM73 244V243H72ZM91 244V243H90ZM94 244V243H93ZM103 244V242L101 243V245ZM105 244V243H104ZM116 244V243H115ZM152 244H154V243H152ZM160 244H162V243H160ZM172 244V243H171ZM182 244V243H181ZM192 244V243H191ZM190 244V245H191ZM5 245V244H4ZM10 245V244H9ZM27 245H28V243H27ZM39 245V244H38ZM50 245V244H49ZM51 245H52V243H51ZM55 245V244H54ZM58 245V244H57ZM69 245V249H71L70 247H71V245L70 244H68ZM79 245H80V243H79ZM83 245H85V244H83ZM98 245V244H97ZM107 244H105V246H106ZM112 245V244H111ZM110 245V246H111ZM134 245H136V244H134ZM147 245V244H146ZM173 245V244H172ZM184 245H187V244H184ZM195 244H193L192 246H194ZM211 245V244H210ZM220 245H221V243H220ZM223 245V244H222ZM221 245V246H222ZM40 246V245H39ZM47 246V245H46ZM66 246V245H65ZM65 246H63V247H65ZM88 246V245H87ZM93 246V245H92ZM108 246H109V244H108ZM137 246V245H136ZM140 246V245H139ZM152 246V245H151ZM181 246V245H180ZM220 246V247H221ZM12 247V246H11ZM10 247V248H11ZM20 247V246H19ZM24 247V246H23ZM28 247V246H27ZM42 247V246H41ZM40 247V248H41ZM80 247V246H79ZM94 247V246H93ZM101 247H103V246H101ZM111 247H113V246H111ZM169 247V246H168ZM173 247V246H172ZM200 247V246H199ZM6 248V247H5ZM16 248V247H15ZM22 248V247H21ZM21 248H19L20 250L19 251H21ZM43 248V247H42ZM45 248V247H44ZM48 248V247H47ZM54 248V247H53ZM68 248V247H67ZM88 248V247H87ZM86 248V249H87ZM92 248V247H91ZM108 248V247H107ZM171 247H169V249H170ZM180 248H182V247H180ZM194 248V247H193ZM243 248V247H242ZM242 248H240V249H242ZM46 249V248H45ZM69 249H67V250H69ZM80 249H82V248H80ZM84 250H85V248H83ZM95 249V248H94ZM102 249H104V247L102 248ZM136 249H137V247H136ZM184 249H187V248H184ZM195 249H196V247H195ZM217 249H218V247H217ZM216 249V250H217ZM251 249V248H250ZM7 250V249H6ZM10 250V249H9ZM25 250V249H24ZM23 250V251H24ZM38 251L39 250H41V249H37ZM48 250V249H47ZM52 250V249H51ZM64 250H65V248H64ZM78 250H79V248H78ZM89 250V249H88ZM87 250V251H88ZM97 250H98V248H97ZM115 250H118V249H115ZM144 250H145V248H144ZM146 250H148V249H146ZM154 250V249H153ZM200 250V249H199ZM202 250V249H201ZM203 250H205L204 248H203ZM202 250V251H203ZM218 250H220V249H218ZM234 250V249H233ZM43 251H46V250H43ZM56 250H54V252H55ZM72 251V250H71ZM70 251V252H71ZM100 251V250H99ZM114 251V250H113ZM120 251V250H119ZM166 251H170V250H167L166 249ZM171 251H173V250H171ZM189 251V250H188ZM198 251V250H197ZM222 251V250H221ZM231 251H232V249H231ZM248 251V250H247ZM258 251V250H257ZM4 252V251H3ZM6 252V251H5ZM7 252H8V250H7ZM17 252V251H16ZM26 252V251H25ZM27 252H28V250H27ZM26 252V253H27ZM57 252V251H56ZM55 252V253H56ZM69 252V253H70ZM86 252V251H85ZM96 252V251H95ZM102 252V251H101ZM141 252V251H140ZM194 253H195V251H193ZM205 252H207V249H206V251ZM216 252V251H215ZM219 252V251H218ZM241 252V251H240ZM260 252V251H259ZM20 253H22V252H20ZM30 253V252H29ZM40 253V252H39ZM42 253V252H41ZM47 253V252H46ZM45 253V254H46ZM52 253V252H51ZM68 253V251H67V253H65V254H69ZM171 253H173V252H171ZM182 253V252H181ZM181 253H180V255H181ZM224 253H225V251H224ZM6 254V253H5ZM25 254V253H24ZM60 254V253H59ZM65 254H64V256H65ZM93 254V253H92ZM97 254V253H96ZM118 254V253H117ZM122 254V253H121ZM149 254V253H148ZM183 254V253H182ZM186 254H188V252L186 253ZM189 254H191V251L189 252ZM188 254V256H191V255H189ZM195 254H197V253H195ZM194 254V255H195ZM212 254V253H211ZM215 254V253H214ZM228 254V253H227ZM256 254V253H255ZM254 254V255H255ZM1 255V254H0ZM23 255V254H22ZM27 255V254H26ZM31 255V254H30ZM38 255V254H37ZM43 255V254H42ZM47 255V254H46ZM66 255V256H67ZM90 255V254H89ZM111 255H113V254H111ZM142 255V254H141ZM146 255V254H145ZM193 255V256H194ZM204 255H205V253H204ZM220 255H222V254H220ZM225 255V254H224ZM231 255V254H230ZM2 256V255H1ZM7 256H9V255H7ZM39 256V255H38ZM57 256H59V255H57ZM61 256V255H60ZM65 256V257H66ZM82 256V255H81ZM84 256V255H83ZM117 256V255H116ZM125 256H124V258H125ZM153 256V255H152ZM162 256V255H161ZM164 256H166V255H164ZM169 256H171V255H169ZM169 256H168V258H169ZM174 256H175V254H174ZM183 255H181V257H182ZM187 256V257H188ZM192 256V257H193ZM213 256H215V255H213ZM235 256H236V254H235ZM240 256H241V254H240ZM253 256V255H252ZM26 257V256H25ZM35 257V256H34ZM56 257V256H55ZM90 257V256H89ZM88 257V258H89ZM156 257V256H155ZM158 257V256H157ZM176 257V256H175ZM186 257V256H185ZM219 257V256H218ZM224 257H226V256H224ZM228 257V256H227ZM226 257V258H227ZM260 257H262V253H258L257 255H255V256H253V259L255 260V262H258L259 260H261L260 259ZM5 257H3V259H4ZM18 258V257H17ZM27 258V257H26ZM50 258V257H49ZM69 258H71V257H69ZM81 258V257H80ZM91 258H92V256H91ZM99 258V257H98ZM134 258V257H133ZM136 258V257H135ZM142 258V257H141ZM140 258V259H141ZM183 258V257H182ZM198 258V257H197ZM201 258V257H200ZM239 258V257H238ZM39 259V258H38ZM77 259V258H76ZM83 259V258H82ZM81 259V260H82ZM139 259V260H140ZM144 259V258H143ZM150 259V258H149ZM155 259V258H154ZM165 259V258H164ZM163 259V260H164ZM169 259H171V258H169ZM202 259V258H201ZM223 259V258H222ZM221 259V260H222ZM232 259V258H231ZM253 259H252V261H253ZM1 260V259H0ZM32 260V259H31ZM35 260V259H34ZM45 260V259H44ZM47 260V259H46ZM85 260H86V258H85ZM97 260V259H96ZM186 258H185V262H186ZM214 259H212V261H213ZM251 260V259H250ZM18 261V260H17ZM28 261V260H27ZM33 261V260H32ZM36 261V260H35ZM34 261V262H35ZM38 261V260H37ZM40 261H41V258H40ZM51 261V260H50ZM53 261V260H52ZM54 261H56V260H54ZM69 261H70V259H69ZM99 261V260H98ZM101 261V260H100ZM100 261H99V263H100ZM156 261H158V260H156ZM172 261V260H171ZM190 261V260H189ZM203 261V260H202ZM211 261V262H212ZM216 261V260H215ZM222 261H224V259L222 260ZM5 262V261H4ZM26 262V261H25ZM24 262V263H25ZM30 261H28V263H29ZM33 262V263H34ZM43 262V261H42ZM64 262V261H63ZM93 262H94V260H93ZM151 262H152V260H151ZM160 262H162V261H160ZM165 262H167V261H165ZM168 262H170V261H168ZM188 262V261H187ZM192 262V261H191ZM196 262V261H195ZM194 262V263H195ZM225 262H227L226 260H225ZM224 262V263H225ZM251 262V261H250ZM8 263V262H7ZM37 263H40V262H37ZM52 263V262H51ZM56 263V262H55ZM83 263V262H82ZM81 263V264H82ZM90 263V262H89ZM99 263H97V264H99ZM153 264H154V262H152ZM157 263V262H156ZM201 263V262H200ZM199 263V264H200ZM212 263H214V262H212ZM241 263V262H240ZM9 264H10V262H9ZM22 264V263H21ZM26 264V263H25ZM43 264V263H42ZM74 264V263H73ZM80 264V263H79ZM84 264V263H83ZM93 264V263H92ZM95 264V263H94ZM161 264H165V263H161ZM171 264H173V263H171ZM185 264V263H184ZM190 264V263H189ZM193 264V263H192ZM215 264V263H214ZM219 264V263H218ZM229 264H231L230 262H229ZM233 264V263H232ZM235 264V263H234ZM247 264H249V263H247ZM251 264H253V262L251 263ZM255 264V263H254ZM258 264H259V262H258Z\"/></svg>",
    "mask_w": 264,
    "mask_h": 264
}]
</instances>
